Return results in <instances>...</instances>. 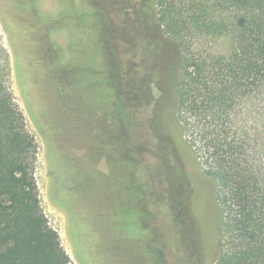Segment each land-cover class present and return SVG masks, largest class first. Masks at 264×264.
I'll return each mask as SVG.
<instances>
[{
	"label": "trees",
	"instance_id": "obj_1",
	"mask_svg": "<svg viewBox=\"0 0 264 264\" xmlns=\"http://www.w3.org/2000/svg\"><path fill=\"white\" fill-rule=\"evenodd\" d=\"M155 5L157 22L180 62L177 121L216 187L220 224L214 264H264V0H156ZM87 7L80 15L90 26L93 8L90 12L88 2ZM68 12L84 50L88 32L81 30L80 15ZM40 14L33 8L22 20L6 13L1 20L25 107L53 161L51 198L71 219L80 208L81 222L98 227L91 239L104 264H152L146 254L148 218L140 191L123 169L92 154L63 106L68 77L51 35L61 30L62 22L55 13H47L46 20ZM80 52L83 57L85 52ZM3 56L0 264H76L43 210L36 139L11 90L9 60ZM60 130L67 134H56ZM61 139L66 151L53 146ZM86 152L91 156L80 161ZM66 155L71 164L81 162V174L60 166ZM104 176L110 183L95 187L94 180ZM140 249L143 256L137 253Z\"/></svg>",
	"mask_w": 264,
	"mask_h": 264
},
{
	"label": "rangeland",
	"instance_id": "obj_2",
	"mask_svg": "<svg viewBox=\"0 0 264 264\" xmlns=\"http://www.w3.org/2000/svg\"><path fill=\"white\" fill-rule=\"evenodd\" d=\"M155 1L0 0V54L8 57L11 90L24 112L28 131L36 139L41 204L76 264H104L91 239L97 237L98 227L91 224L89 228L81 222L84 212L80 208L75 220L71 219L51 198L53 161L25 107L2 14L22 20L34 8L40 11V19L46 20L52 12L62 22L61 30L51 35L68 77L63 106L92 154L119 166L139 189L148 218L146 254L152 264H214L220 224L216 187L204 174L177 121L180 62L175 45L157 22ZM87 2L90 12L93 8L90 26L80 15L82 9H88ZM68 10L70 15H80L81 30L88 32L85 51L76 37V27L68 20ZM80 51L85 52L83 57ZM56 134L67 133L60 130ZM64 141L53 146L66 151ZM89 152L79 157L80 161L89 159ZM80 161L71 164L66 155L60 166L74 169L75 174L77 170L79 175ZM94 182L95 187L110 183L105 176ZM137 253L143 256V249Z\"/></svg>",
	"mask_w": 264,
	"mask_h": 264
}]
</instances>
